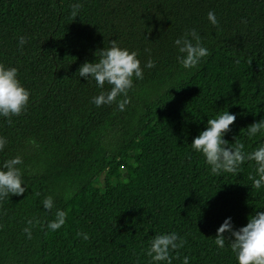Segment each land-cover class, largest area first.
I'll return each instance as SVG.
<instances>
[{"label": "trees", "instance_id": "trees-1", "mask_svg": "<svg viewBox=\"0 0 264 264\" xmlns=\"http://www.w3.org/2000/svg\"><path fill=\"white\" fill-rule=\"evenodd\" d=\"M193 29L209 55L185 69L174 42ZM112 41L137 52L143 71L123 111V95L97 107L111 86L78 74ZM0 64L30 92L11 123L0 116V170L19 156L26 189L0 199V264H167L147 250L172 232L186 241L179 259L170 250L172 264H239L234 237L224 234L223 249L215 237L226 219L236 231L264 212V185L248 178L257 166L214 175L191 144L225 111L236 116L229 145L264 144V130L247 133L264 119V0H0ZM57 210L66 222L52 231Z\"/></svg>", "mask_w": 264, "mask_h": 264}, {"label": "clouds", "instance_id": "clouds-1", "mask_svg": "<svg viewBox=\"0 0 264 264\" xmlns=\"http://www.w3.org/2000/svg\"><path fill=\"white\" fill-rule=\"evenodd\" d=\"M81 8L82 5L79 3L72 5L71 15L74 19L78 17ZM208 20L214 26L219 24L214 12L208 13ZM19 43L23 46L26 38L20 37ZM174 43L181 54L178 55L177 60L185 69L196 67L202 58L209 55L208 50L201 44V36L195 29L186 32L183 38L175 40ZM97 53L99 60L94 63L85 62L78 70V74L85 79L94 78L101 89L104 88L105 83L111 86L110 91H102L93 98V103L97 107L116 103L117 97L123 95L124 99L118 104L119 109L123 111L130 103L128 91L133 87V77L143 79L140 61L137 59L138 54L135 51L129 52L127 49L120 48L116 41L111 42L110 48H104ZM146 67L149 69L155 67L152 59L147 61ZM17 76L16 68H5L3 64H0V116L8 118L9 123L13 116H19L26 109L29 102L30 92L21 85ZM235 120L236 116L229 114L228 111L223 112L217 118L209 119L207 129L193 140L191 147L203 154L214 175H219L221 172L236 174L245 161H254L258 178L252 175L248 178L253 181L252 187L259 189L264 185V144L248 153L244 151V144L238 140L235 144L229 145L223 137L230 131V126ZM262 130H264V119L250 125L247 133L250 137H254ZM6 143V139L0 137V150H3ZM31 143L34 144L35 141ZM21 163L22 159L19 156L4 163V170H0V199L8 197L9 194L22 196L25 193L22 174L17 167ZM43 205L46 210L51 211L54 206L53 198L46 197ZM66 216L65 211L57 210L55 219L47 227L52 231L60 229L66 222ZM28 223L31 225L33 222L30 220ZM24 232L31 239V228H25ZM225 233L234 237L230 246L232 252L236 253L239 264H264V212H257L249 218L246 226L236 231H233L231 218L226 219L217 230L215 237V244L221 249L225 247L227 241ZM78 235H82L84 240L89 239L86 233H78ZM185 243L186 241L175 232L157 234L150 241L147 255L154 262L167 261V264H172L170 250L176 251V258L179 259L178 249L183 248ZM183 264H189L188 257H184Z\"/></svg>", "mask_w": 264, "mask_h": 264}]
</instances>
